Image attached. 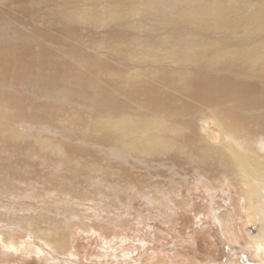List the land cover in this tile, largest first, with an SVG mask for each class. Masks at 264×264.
Returning <instances> with one entry per match:
<instances>
[{
  "label": "rangeland",
  "instance_id": "374dc122",
  "mask_svg": "<svg viewBox=\"0 0 264 264\" xmlns=\"http://www.w3.org/2000/svg\"><path fill=\"white\" fill-rule=\"evenodd\" d=\"M139 6L140 4L130 3L121 5L116 0H49L45 3L38 2L40 13L37 16H53L57 9H63L64 12L58 14H64L72 25L80 23L83 37L90 40L89 45L95 50L97 48L93 46L94 41L91 39L103 45L109 41L126 54L144 57L143 60H148L149 55L165 54L187 62L182 66L169 68L170 71L189 70L194 74L210 77L211 74L206 71L213 69L215 64L212 62H217L219 56L220 61L226 60L229 55L253 56L252 52L245 51L250 47L238 44L223 47L217 42L226 35L231 38L239 37L244 32L242 28L219 25L216 26L217 31L213 32L210 15L204 22L206 30L196 32L195 27L199 23L191 15L185 20H176L175 30L172 24L156 22L151 14L143 15ZM51 8L54 9L48 11ZM88 15L98 19L115 16L116 22L123 24V30L120 34L111 36L109 27L88 23ZM2 22L0 32L14 35L19 42L28 38L29 31L32 30L31 26L11 25L5 20ZM149 25H159L162 28L151 31ZM210 36L212 38L207 39ZM40 46L44 47L42 44ZM193 64H207L201 66L211 69L197 68L193 71L190 68ZM224 77L235 78L236 83L243 82L242 76L234 73L217 75L216 79ZM0 89L4 92L7 90L2 87ZM27 93L31 96V92ZM16 98L22 97L17 93ZM42 98L32 96L31 100L23 99L22 109L16 107V100L12 97L0 96V107L14 112L13 118L4 119L0 116V235L10 233L13 236L11 242L14 240L12 243L17 247H7L0 236V264H264L260 250H256L247 237L248 231L256 235L258 228L253 224L246 225L245 196L240 195L238 188L229 182L231 180L222 167H189L175 155L169 161L141 155L139 158L129 152L124 155L125 151L91 140L86 143L90 144L87 146L85 140H81L83 138L78 139L72 134L87 126L85 121L92 118V113L85 110L82 112L60 98L55 103V99L44 97L42 102ZM32 106H36L37 110ZM29 108L37 113L40 111V114L49 112V117L56 121H49L46 114V119L41 117L38 120H33L30 118L32 115L27 113V117L23 116V110ZM261 109L264 113V106ZM67 111L75 113L74 116ZM3 120L8 123L7 126ZM252 121L243 124V127L249 133L247 137L252 136L256 140L247 139L246 146L259 154L257 140L261 139L264 146V114ZM9 125L16 126L13 128ZM71 125L77 129L71 128ZM9 129L19 131L18 138H13ZM64 133L68 137L65 138ZM25 138L29 141L23 140ZM38 138H42L44 143H38ZM47 144L51 148L45 152ZM124 156H129L130 159ZM240 203L244 206H240ZM223 212L235 215V233L226 232L230 226L223 229L218 221L217 216ZM16 215L34 216V219L39 217L41 221L35 220L44 229L29 231L9 225ZM56 237L62 239L64 247L61 249L54 247L53 238Z\"/></svg>",
  "mask_w": 264,
  "mask_h": 264
},
{
  "label": "bare ground",
  "instance_id": "6f19581e",
  "mask_svg": "<svg viewBox=\"0 0 264 264\" xmlns=\"http://www.w3.org/2000/svg\"><path fill=\"white\" fill-rule=\"evenodd\" d=\"M47 1L49 0H0V25L5 20L11 25L12 23L23 24V26H31L32 29L29 31L30 34H27L28 38H22V42H19L12 34L0 32V87L7 88L5 92L0 91V96L12 97L14 101L16 100V107H22V109L24 108L23 99H30L32 96L55 99L54 103L60 98L82 112L85 110L87 113H92L90 115L92 118H86L88 121L83 119L87 126L82 121L85 123L82 124L85 128H80L72 134L78 139L83 138L81 140H85V144L91 140L115 147L122 152L125 151L124 155L129 152L131 155L158 157L168 161L172 155H175L189 167L192 165L222 167L231 180L229 182L238 188L240 195L245 196L246 206L241 203L240 206L243 205L245 208L246 225L253 224L258 228L256 235L248 231L247 237L256 250H260V256L264 261V146L260 142L261 139H258L259 154L256 150H249L246 146L247 139L255 141L256 138L247 137L249 133L243 127V124L264 114L261 109L264 106L262 93L264 91V0H116L121 5L122 3L140 4L139 9L143 15L151 14L156 22L172 24L175 30L177 29L176 20H185L191 15H194L199 23L195 27L196 32L206 30L204 22L210 15L213 32L217 31L216 26L219 25H226L227 28L228 25L242 28L244 32L239 37L231 38L226 35L217 42L223 47L234 44L250 47L245 51L252 52L253 56L229 55V58L220 61L221 56L218 55L219 60L212 62L215 64L213 69L206 71L211 74L210 77L194 74L189 70L170 71L169 68L187 63L183 61L184 59L170 55H149L148 60H143L144 57L126 54L109 41L103 45L94 39L91 41H94L92 44L97 50L92 49L89 45L90 40L83 37L81 24L72 25L66 20L64 14H58L64 12L63 9H57L53 16H37V13H40L38 2ZM251 5L253 6L250 7ZM86 19L92 25L109 27L108 32L111 36H116L123 30V24L117 23L115 16L98 19L88 15ZM149 28L151 31H158L162 26L149 25ZM211 38L212 36L207 39ZM31 41L39 42L44 47L40 46L41 44L34 45ZM193 65L190 66L193 71L197 68L211 69L206 67L207 64ZM227 73L242 76L243 82L236 83L235 78L230 77L216 79L217 75ZM28 91L31 92V96L27 93ZM17 93L22 98H16ZM31 108L23 110L24 112H21L23 116L27 113L32 115L29 117L33 120H38L41 117L46 119L44 115L46 114L49 121L55 120L49 117V112L44 111L46 112L44 113L41 110L43 114H40V111L39 113L35 111L37 108L35 110ZM63 113H66L65 110ZM68 113L73 116L75 114ZM80 114L79 117H81ZM0 116L4 119L13 118L14 112L12 109L8 111L7 108L0 107ZM18 120L20 121V118ZM73 126L71 125V128ZM71 128H69L70 131ZM8 131L13 138H18L20 135L18 130V132L10 129ZM68 132L67 135H70ZM1 133H3L2 130ZM36 140L40 144L44 143L42 138ZM45 147H47L46 151L44 149L45 152L48 149L50 151L51 146L47 144ZM77 150L81 151V149ZM87 160H85L86 163ZM35 219L34 216L16 215L8 224L29 231H41L43 227L41 228L40 223ZM217 219L223 229H227V225L230 226L226 232L235 233V215L223 212L217 216ZM8 234L10 235V233H2L0 236L7 247L15 248L14 240L13 243L11 242L13 236H7ZM47 237L50 238V236ZM57 237L53 238V244L56 249H61L64 247L62 239Z\"/></svg>",
  "mask_w": 264,
  "mask_h": 264
}]
</instances>
